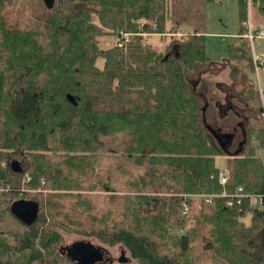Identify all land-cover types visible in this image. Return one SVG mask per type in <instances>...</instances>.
Returning a JSON list of instances; mask_svg holds the SVG:
<instances>
[{"label": "trees", "instance_id": "16d2710c", "mask_svg": "<svg viewBox=\"0 0 264 264\" xmlns=\"http://www.w3.org/2000/svg\"><path fill=\"white\" fill-rule=\"evenodd\" d=\"M206 2L0 0V208L25 231L0 220V264H77L65 234L121 246L135 264H264L263 206L189 198L264 195L249 3L239 0L241 34L224 48L246 104L232 153L191 82L209 68ZM251 3L264 15V0ZM156 35L171 41L159 49L147 42ZM19 200L38 204L34 223L13 214Z\"/></svg>", "mask_w": 264, "mask_h": 264}, {"label": "rangeland", "instance_id": "374dc122", "mask_svg": "<svg viewBox=\"0 0 264 264\" xmlns=\"http://www.w3.org/2000/svg\"><path fill=\"white\" fill-rule=\"evenodd\" d=\"M248 22L251 27L256 30L264 31V15L260 13L256 6H253L251 0H248ZM239 0H207L205 4V16H206V49L209 58V68L196 74L191 79L195 92L205 100V117L208 122L213 124L223 134L229 136L227 141L231 142V146H227L229 152L234 153L239 148V142L242 140L243 130L231 128L228 122L225 124L222 118H225L224 114H220L221 105L229 104L228 108H231L232 114L243 116L245 110L244 101L241 99L238 93L244 89V85L240 81H234L231 77V64L224 55V48L227 41L234 38H238L241 34L240 21H239ZM185 30L191 31L190 27H186ZM178 37L179 35H174ZM100 46L103 49H107L113 46L114 39L107 37L100 39ZM171 41V37L166 35H156L148 37L147 42L153 44L159 49H162ZM252 52L256 58H261L264 61V39L255 40L252 44ZM254 60V58H252ZM98 65L102 67L103 60H100ZM250 78L256 84V87L263 85L264 87V67L249 73ZM197 79L202 80L204 85L201 84L197 87ZM223 93L224 100L220 105H217L216 99ZM263 106V104H262ZM223 112V110H222ZM217 121V122H214ZM217 123V124H216ZM219 132V131H218ZM253 145L255 146L257 156L264 161V147L260 145L257 139H253ZM226 159L219 158V164L221 168L225 169ZM111 196L113 194L103 193L101 196ZM23 198L22 195L18 196ZM0 220L2 221L5 230H10L6 233H18L23 234L25 231L22 227H19L13 223L12 218L8 214L2 215V209L0 208ZM249 222V217L246 219ZM262 243L260 252L264 253V232L262 234ZM64 249L72 247L79 241H88L97 247L106 250L107 259L104 264H121L119 258L124 251L126 257L131 259L127 264H135L131 255L121 246L108 247L101 245L97 240L92 238H82L74 234H65ZM106 259V260H107ZM59 264H68L67 260L60 262Z\"/></svg>", "mask_w": 264, "mask_h": 264}, {"label": "water", "instance_id": "95a60500", "mask_svg": "<svg viewBox=\"0 0 264 264\" xmlns=\"http://www.w3.org/2000/svg\"><path fill=\"white\" fill-rule=\"evenodd\" d=\"M48 9L55 5L56 0H43ZM13 214L26 224L34 223L39 214L38 204L26 200H19L12 206ZM65 253L69 255L77 264H104L106 262V250L95 246L88 241H79L72 247L64 249ZM119 263L127 264L129 259L123 251L119 258Z\"/></svg>", "mask_w": 264, "mask_h": 264}, {"label": "built area", "instance_id": "2783aa9c", "mask_svg": "<svg viewBox=\"0 0 264 264\" xmlns=\"http://www.w3.org/2000/svg\"><path fill=\"white\" fill-rule=\"evenodd\" d=\"M246 29H247V34L245 35V38H247L251 44H252L255 40L258 39H264V31L263 30H254L250 23L247 22L246 23ZM128 34H124V37H128ZM129 38V37H128ZM253 53V52H252ZM254 58V64H255V69L258 72V70L264 67V61L261 58H256L255 55H253ZM261 99H262V103H263V107H264V87L263 85H260V87H258ZM263 117H264V112H263ZM229 178V174L227 171H222L221 175H220V183L222 185H225L228 181ZM219 197H229L226 201V206L228 207H233L235 204V201L237 203H241V201L243 199L246 198H250L252 200V203L255 205H259V206H263L264 207V195L261 194H245L244 193V189L242 187H239V189L237 190V192L234 195H229L226 192L223 193L222 195H202V194H198V195H192L189 196V198H194V199H204L205 203L208 205H213L214 200L216 198ZM189 211V206L185 205V213H187Z\"/></svg>", "mask_w": 264, "mask_h": 264}, {"label": "crops", "instance_id": "0c3cea01", "mask_svg": "<svg viewBox=\"0 0 264 264\" xmlns=\"http://www.w3.org/2000/svg\"><path fill=\"white\" fill-rule=\"evenodd\" d=\"M234 81H236V80H234ZM201 84L204 85V82L202 83V80L197 79V87L200 86ZM242 91L243 90H241V92L238 93L239 96L242 93ZM217 93L220 94V97L216 99L217 105H218V103H221L222 100H224V96H223V93H221V92H217ZM244 104H245V102H244ZM221 106L224 107V105H221ZM245 107H246V104H245ZM245 110H246V108H245ZM245 110H244V112H245ZM223 120H224L225 124H227L228 122H232V123L229 124L230 127L234 126V127L239 128V129H242V130H243V128H245L246 123H247V120H246V117H245L244 114H243V116H240L239 114L238 115H234V114H232V110H230L228 112L227 118L223 119Z\"/></svg>", "mask_w": 264, "mask_h": 264}, {"label": "flooded vegetation", "instance_id": "af4514ba", "mask_svg": "<svg viewBox=\"0 0 264 264\" xmlns=\"http://www.w3.org/2000/svg\"><path fill=\"white\" fill-rule=\"evenodd\" d=\"M220 105V104H218ZM229 104H224V107L222 106L220 108V114H224L225 115V118H222V119H226L227 118V115H228V112L231 110V108H228ZM223 110V112H222ZM234 126H232L231 128H233ZM236 130L239 129L237 127H234ZM221 141H224L223 143L227 146H231V142L227 141L229 139V136H221L220 137Z\"/></svg>", "mask_w": 264, "mask_h": 264}]
</instances>
